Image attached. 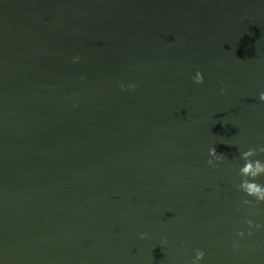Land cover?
Wrapping results in <instances>:
<instances>
[{"label":"water","instance_id":"95a60500","mask_svg":"<svg viewBox=\"0 0 264 264\" xmlns=\"http://www.w3.org/2000/svg\"><path fill=\"white\" fill-rule=\"evenodd\" d=\"M261 91L264 0H0V264H264Z\"/></svg>","mask_w":264,"mask_h":264},{"label":"clouds","instance_id":"9594fccd","mask_svg":"<svg viewBox=\"0 0 264 264\" xmlns=\"http://www.w3.org/2000/svg\"><path fill=\"white\" fill-rule=\"evenodd\" d=\"M74 61H79L80 57L75 56ZM193 81L197 84H202L204 82L203 72L197 70L195 75L192 77ZM121 89L131 88L136 89L137 85L134 83L120 84ZM221 91H224L222 89ZM259 99L264 101V91L259 93ZM260 154H264V145H259L257 147H249L247 150H243L240 153V159L243 160V164L239 167V176L241 177L240 183L237 185L240 191L245 193V198L241 201L243 205H260L264 204V183L260 181V177L264 176V159H260ZM210 159L207 161L209 166L219 167L218 162H223L225 156L223 153H219L216 147H211L209 149ZM259 211V208H257ZM245 223L247 225V235L251 236L253 234V229L264 228V223H259L254 219L246 218ZM245 230L241 229L237 232V236L243 237L245 235ZM147 236V233H140V237L143 239ZM234 248L239 249V241L235 242ZM205 257V251L203 249H197L196 255L192 261V264H200V261Z\"/></svg>","mask_w":264,"mask_h":264}]
</instances>
